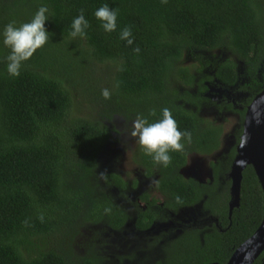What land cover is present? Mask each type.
Instances as JSON below:
<instances>
[{
  "label": "trees",
  "instance_id": "obj_1",
  "mask_svg": "<svg viewBox=\"0 0 264 264\" xmlns=\"http://www.w3.org/2000/svg\"><path fill=\"white\" fill-rule=\"evenodd\" d=\"M103 4L117 10L116 31L104 32L93 15ZM41 5L49 10V40L22 64L18 77L5 71L9 49L0 43V264H106L109 258L95 241L73 253L79 229L98 223L120 233L132 219L97 185V154L109 131L80 115L79 97L107 120L140 114L151 123L162 108L170 110L191 139L182 151L169 153L167 167L138 144L133 159L147 178L157 175L154 189L162 205L141 197L146 209L133 207L134 227L177 223L184 215L191 224L196 219L199 226L162 245L155 264H226L261 222L257 178L251 167L242 172L239 207L228 217L227 174L235 147L210 164L211 182L185 179L181 169L188 155L211 156L220 147L221 126L200 113L222 105L205 95L204 82L229 92L232 103L223 107L240 119L264 89V0H0V30L13 20L28 22ZM81 11L89 27L85 38H73L71 21ZM124 26L131 28V45L119 39ZM217 51L231 57L214 58ZM188 57L198 66H185ZM194 72H202L203 80L191 93ZM105 88L108 99L101 95ZM106 181L107 187L123 188L114 174ZM210 217L222 231L209 224ZM150 248L144 253L149 261ZM253 264H262L261 257Z\"/></svg>",
  "mask_w": 264,
  "mask_h": 264
},
{
  "label": "rangeland",
  "instance_id": "obj_2",
  "mask_svg": "<svg viewBox=\"0 0 264 264\" xmlns=\"http://www.w3.org/2000/svg\"><path fill=\"white\" fill-rule=\"evenodd\" d=\"M214 58L221 57L222 59H228L231 57L229 53L215 52ZM185 66L194 65L197 67V62L192 58H186ZM239 65V63L237 64ZM98 75L99 71L96 72ZM193 84L190 87L191 93H194L195 88L203 80V73H195ZM101 76V75H100ZM95 77V72L91 76V81ZM205 77V76H204ZM208 93L206 94L211 98L213 102H221V99L227 98L229 92L218 86L215 87L211 84H207ZM185 86H182V88ZM93 104L89 103L88 98L79 97L76 110H80V115L85 118L101 122L109 131L108 138L104 143V146L99 150L97 156V171L96 179L97 185L100 189L109 190L106 186V177L109 174L116 175L125 184H130L132 195L139 191V193L147 191L153 193L154 178L146 179L142 175V171L131 162L130 156L138 143L136 138L132 137L129 133L131 131L133 119H127L120 115L113 116L111 119L101 118L102 111L99 108H94ZM195 109H198L196 106ZM74 110L73 114L77 111ZM200 111V110H199ZM203 118L214 121L216 124L221 126L222 135L220 140V147L218 151L213 153L211 156H202L193 154L187 157L186 164L182 169V176L185 179H193L198 183L204 184L211 181V166L210 164L218 161L224 154H226L231 148L235 147L236 133L242 127V119L239 115L232 110L226 109H204L200 113ZM239 139V138H238ZM114 191V190H113ZM113 191L109 194L113 195ZM156 194V193H155ZM115 197V196H114ZM159 198V196H158ZM122 235L119 232L110 231L107 227H103L98 223H84L79 229V235L73 240V253L80 255L86 248L89 242L95 241L101 245L102 250L105 249L112 241L113 248L117 251L123 248V240L120 238ZM104 253V252H103ZM120 255V254H119ZM113 260V259H112ZM111 259L106 264H111ZM114 264V263H113Z\"/></svg>",
  "mask_w": 264,
  "mask_h": 264
},
{
  "label": "clouds",
  "instance_id": "obj_3",
  "mask_svg": "<svg viewBox=\"0 0 264 264\" xmlns=\"http://www.w3.org/2000/svg\"><path fill=\"white\" fill-rule=\"evenodd\" d=\"M48 11L47 6L41 5L28 22L17 25L13 20L0 30V43L9 49L5 57V71L9 76L18 77L22 64L49 40V31L46 28ZM117 14V10L110 8L108 4L98 7L93 13L104 32L116 31ZM88 27L89 21L81 11L71 21L70 36L85 38ZM118 35L126 44L133 43L129 26L121 28ZM133 51L139 52V48H134ZM101 95L104 99H108L110 92L105 88L101 90ZM129 134L136 138V143L140 145L145 155L150 156L155 164L163 167H167L171 161L169 153L182 151L185 143L190 142L191 139L189 132L179 130L168 108H162L161 118L151 123L147 118L137 114L132 121Z\"/></svg>",
  "mask_w": 264,
  "mask_h": 264
},
{
  "label": "flooded vegetation",
  "instance_id": "obj_4",
  "mask_svg": "<svg viewBox=\"0 0 264 264\" xmlns=\"http://www.w3.org/2000/svg\"><path fill=\"white\" fill-rule=\"evenodd\" d=\"M204 87L207 90V82H204ZM206 95V94H205ZM222 101L219 102L222 105V109H225L224 104H222V102H230L232 103V98H229V95L227 96V98H223L221 99ZM183 105L185 108H188L192 111L195 110L196 106H194V104L189 103V102H183ZM138 146V144H137ZM137 146H135L130 159L131 162L136 165L141 171H142V175L146 178V179H150V178H154L156 180L157 175H153L151 177H146L144 175V170L141 166H139L133 159V153L135 152ZM193 155V154H192ZM190 156V155H188ZM187 156V157H188ZM187 160V158H186ZM215 164L217 163L214 162ZM186 164V162H185ZM213 164V163H212ZM185 166V165H184ZM183 166V167H184ZM183 169V168H182ZM182 169H181V173H182ZM122 184H123V188H117L113 185H111L108 193L111 192V190L113 191V195H111L113 197V199L119 203V205L127 212V214L130 216V221H126L124 227L122 228L121 233V237L123 240V248L119 251H117L116 249L113 248H108V247H113L114 245H112V241L110 242V244H108L107 246L105 245V249L101 250L104 252V257H108L109 260L111 259V264H155V262L161 258V247L162 245L171 239H174L177 237L178 234L182 233V229L184 228H189L192 225H196L201 224L200 222H198L196 219H193V223L191 224V219L186 215H184V218L182 217L180 219V222H174L171 221L169 222L168 225H161V224H157L155 225V223L149 225L147 228L143 229V230H136L134 227V223H135V207L136 205L139 206L141 209H146V204L142 202V200L140 199L141 197L144 196H148L149 200L154 199L156 201V207H160L162 205V201L160 195L158 194L157 191H155V181H154V185H153V193H149L147 191L141 192L139 193V191L134 193V196L132 195V193H130L131 189V185L130 184H125V181H122L121 179H119ZM211 181H212V173H211ZM210 181V182H211ZM156 193V194H155ZM115 196V197H114ZM159 196V198H158ZM170 211V210H169ZM168 215L170 217H173L174 214L170 211L167 212ZM185 214V213H184ZM173 222V223H172ZM209 224H213L218 231H222V228L219 226V223H217V219L214 217H210L209 218ZM190 223V224H189ZM111 230V228H108ZM156 240V242H155ZM155 242L154 245H152ZM151 246L150 249L152 250V254H150L149 259H145V251L148 250V248ZM155 250V251H154ZM148 252V251H147ZM109 253V254H108ZM120 254V255H119ZM113 259V260H112Z\"/></svg>",
  "mask_w": 264,
  "mask_h": 264
},
{
  "label": "water",
  "instance_id": "obj_5",
  "mask_svg": "<svg viewBox=\"0 0 264 264\" xmlns=\"http://www.w3.org/2000/svg\"><path fill=\"white\" fill-rule=\"evenodd\" d=\"M247 167H251L257 178L264 202V89L245 109L242 132L227 174L230 180L228 217L239 207L242 172ZM259 257L264 264V206L259 226L234 250L226 264H253Z\"/></svg>",
  "mask_w": 264,
  "mask_h": 264
}]
</instances>
